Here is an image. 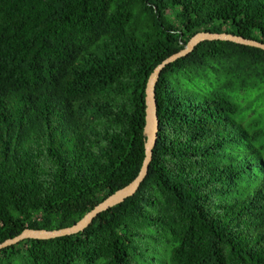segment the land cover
Here are the masks:
<instances>
[{
    "label": "trees",
    "instance_id": "obj_1",
    "mask_svg": "<svg viewBox=\"0 0 264 264\" xmlns=\"http://www.w3.org/2000/svg\"><path fill=\"white\" fill-rule=\"evenodd\" d=\"M201 31L264 43V0H0V243L72 226L137 177L148 79ZM261 89L264 49L199 43L159 76L137 192L0 264L21 248V264H264Z\"/></svg>",
    "mask_w": 264,
    "mask_h": 264
},
{
    "label": "water",
    "instance_id": "obj_2",
    "mask_svg": "<svg viewBox=\"0 0 264 264\" xmlns=\"http://www.w3.org/2000/svg\"><path fill=\"white\" fill-rule=\"evenodd\" d=\"M213 40H221V41H231L234 43L258 47L264 49V43L259 41L248 39L240 35H235L227 32H210V31H201L195 34L185 45L183 49L180 51L170 55L166 59H164L151 73L147 86H146V125L145 131L147 133V139L145 141V158L140 169L139 174L137 177L131 181L129 184L124 186L123 188L117 190L113 194L109 195L99 204H97L92 210L84 215L78 222L74 225L61 228V229H54V230H46V229H30L27 228L22 231L19 235L15 236L14 238L7 239L0 243V249L5 248L24 239H50V238H57L60 236L65 235H72L83 231L86 227H88L92 221L102 212L114 207L126 199L132 197L137 190L139 189L141 183L145 179L149 164L152 160L153 148L157 141L158 135V127H159V120L157 116V104H156V84L158 82L159 76L162 70L170 65L171 63L175 62L177 59L188 55L193 49L203 41H213Z\"/></svg>",
    "mask_w": 264,
    "mask_h": 264
},
{
    "label": "rangeland",
    "instance_id": "obj_3",
    "mask_svg": "<svg viewBox=\"0 0 264 264\" xmlns=\"http://www.w3.org/2000/svg\"><path fill=\"white\" fill-rule=\"evenodd\" d=\"M262 90H264V89H261V91ZM250 98H252V97L250 96L249 99ZM262 102H263L262 108L259 109L258 113L260 114L261 121L264 122V97L262 98ZM263 140H264V136H263ZM24 255H25V251H23V249L21 248V252L19 253V255L15 259V264H21V261H22Z\"/></svg>",
    "mask_w": 264,
    "mask_h": 264
}]
</instances>
